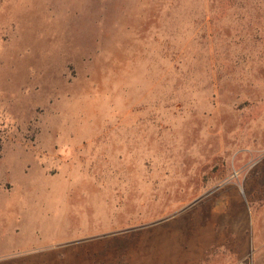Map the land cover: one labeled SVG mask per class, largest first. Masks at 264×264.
Masks as SVG:
<instances>
[{
    "label": "rangeland",
    "instance_id": "rangeland-1",
    "mask_svg": "<svg viewBox=\"0 0 264 264\" xmlns=\"http://www.w3.org/2000/svg\"><path fill=\"white\" fill-rule=\"evenodd\" d=\"M263 205L264 0H0V264H184Z\"/></svg>",
    "mask_w": 264,
    "mask_h": 264
},
{
    "label": "crops",
    "instance_id": "crops-1",
    "mask_svg": "<svg viewBox=\"0 0 264 264\" xmlns=\"http://www.w3.org/2000/svg\"><path fill=\"white\" fill-rule=\"evenodd\" d=\"M250 216L248 231L223 232L212 236L215 241H209L210 245L206 249L201 247L199 251L186 253L184 264H264V205L261 208L254 207ZM79 253L76 250L60 253L55 258V263L39 261L38 264H125L127 261L122 246L89 249L84 255L101 256L87 263L80 261Z\"/></svg>",
    "mask_w": 264,
    "mask_h": 264
}]
</instances>
